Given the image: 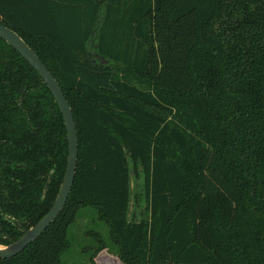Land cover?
Instances as JSON below:
<instances>
[{
	"label": "trees",
	"instance_id": "1",
	"mask_svg": "<svg viewBox=\"0 0 264 264\" xmlns=\"http://www.w3.org/2000/svg\"><path fill=\"white\" fill-rule=\"evenodd\" d=\"M0 23L77 133L62 210L0 264H65L85 208L108 235L86 232L90 264L109 243L124 264H264V0H0ZM66 158L53 96L0 38V245L47 213Z\"/></svg>",
	"mask_w": 264,
	"mask_h": 264
},
{
	"label": "water",
	"instance_id": "2",
	"mask_svg": "<svg viewBox=\"0 0 264 264\" xmlns=\"http://www.w3.org/2000/svg\"><path fill=\"white\" fill-rule=\"evenodd\" d=\"M0 38L18 52L43 80L62 115L67 138L66 167L55 200L47 213L44 214L33 226L28 228L18 239L5 246L0 245V258H10L17 255L28 244L36 240L62 210L71 190L77 165V133L72 111L59 87V84L35 52L15 31L1 23ZM130 185L132 186V182ZM131 209L132 201H130L128 216Z\"/></svg>",
	"mask_w": 264,
	"mask_h": 264
},
{
	"label": "rangeland",
	"instance_id": "3",
	"mask_svg": "<svg viewBox=\"0 0 264 264\" xmlns=\"http://www.w3.org/2000/svg\"><path fill=\"white\" fill-rule=\"evenodd\" d=\"M89 230L98 231L108 242L106 226L97 220L95 211L89 208L81 210L67 231L70 247L62 256L65 264H90L88 259L93 241L85 235ZM94 261L96 264H124L116 256L115 247L111 243L96 254Z\"/></svg>",
	"mask_w": 264,
	"mask_h": 264
}]
</instances>
